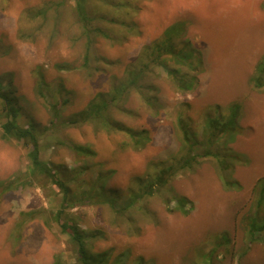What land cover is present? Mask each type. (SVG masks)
Masks as SVG:
<instances>
[{"label":"rangeland","instance_id":"1","mask_svg":"<svg viewBox=\"0 0 264 264\" xmlns=\"http://www.w3.org/2000/svg\"><path fill=\"white\" fill-rule=\"evenodd\" d=\"M86 9L87 26L75 0H0L1 92L21 125L36 124L41 157L72 202L59 215L64 193L31 171L30 145L3 138L0 97V264H83L62 223L85 230L90 255L105 254L96 264H264V85L252 82L264 0H87ZM172 26L174 45L200 54L197 69L161 54ZM191 78V89L178 83ZM236 103L239 132L204 142L206 118L225 119ZM180 120L203 143L197 152L214 153L191 167ZM149 180L154 194L132 203Z\"/></svg>","mask_w":264,"mask_h":264},{"label":"trees","instance_id":"2","mask_svg":"<svg viewBox=\"0 0 264 264\" xmlns=\"http://www.w3.org/2000/svg\"><path fill=\"white\" fill-rule=\"evenodd\" d=\"M76 1V9L79 14L80 19L86 24L89 21L88 17V11L86 9V2L87 0H75ZM175 33H178L175 31V26H172L166 30V35L168 36L167 39L171 40V44L169 45H163L161 48V54L168 53L172 54L175 59L179 63H188L190 67L193 69H197L201 64V57L200 54L192 55V51L188 50L190 52H184L183 49H179L177 46L174 45L173 39ZM158 49V48H157ZM257 71L258 74H256L255 77L252 78V82H254V86L259 88L264 85L263 76H264V56L260 60V62L257 65ZM196 80L191 78L189 80L181 79L178 83L181 87L185 89H191L194 84H196ZM0 97L3 98V110L5 112L6 120L2 123V136L5 139L9 138H15L18 140H23L27 144L30 145V150L28 152V156L31 163V171L33 173H39L43 174L47 177H49L52 182L58 186L64 193L63 197V204L62 208L58 211L59 215L63 212L64 208L66 206H69L72 204V202L68 201L69 192L71 191L68 183L66 180L62 179L58 171L54 169L52 165H50L47 161L42 159L41 153H40V145H39V130L36 126V124H28L26 126H23L19 123V116H20V107L17 105L13 97H9L7 94L1 92L0 88ZM228 113L224 114L225 119H222L220 116L215 117H207L204 123L203 127V133L204 135H209L207 140L204 142H209L210 146L217 142L220 139V134L225 135V133H231L230 140L234 138L235 133L239 132L240 126L238 123V117L240 114L239 111V105L231 104L228 107ZM182 122V120H180ZM183 130H184V138L189 143V149L190 152L192 151V154L188 155L187 157H183V167H191L196 160L197 156H205V155H213L214 153L211 151V148L208 147V145L205 146L204 152H197L198 145L201 144L198 143L197 140H193L188 126L183 123ZM229 136V135H228ZM80 149H84V147L79 146ZM217 155V154H216ZM169 168L166 170H162L160 175H157L155 177V184L158 185H164L167 182V179L164 178L165 172H167ZM143 187H146L147 189L142 194H137V196L133 198L132 203H134L137 199L142 198L144 195H153L155 188H153L151 180L147 183V185L144 184ZM176 200L178 201V208L184 212H186L185 206L188 203V198L185 196H175ZM264 202V186L260 191V197L258 200V204L261 206ZM255 221H251V229L252 232L259 231L258 228H255L256 225L254 224ZM264 226V225H263ZM62 227L66 231L67 228L71 229L72 239L74 242L78 245V253L80 255L79 260L83 264H96V263H103L104 262V256L105 254H89V250L87 248V240H86V232L85 230H82L77 226V224L73 223L72 225L62 223ZM224 238L227 237L226 235H223ZM228 238V237H227ZM60 264V261L58 262Z\"/></svg>","mask_w":264,"mask_h":264}]
</instances>
